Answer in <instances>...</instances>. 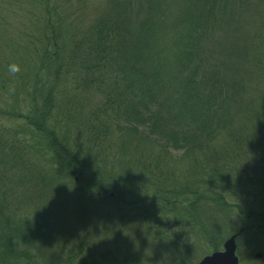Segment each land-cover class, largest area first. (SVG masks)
Returning <instances> with one entry per match:
<instances>
[{"label":"trees","instance_id":"obj_1","mask_svg":"<svg viewBox=\"0 0 264 264\" xmlns=\"http://www.w3.org/2000/svg\"><path fill=\"white\" fill-rule=\"evenodd\" d=\"M174 4L169 75L144 53L159 0H0V264H121L141 237L193 264L264 234V0Z\"/></svg>","mask_w":264,"mask_h":264},{"label":"rangeland","instance_id":"obj_2","mask_svg":"<svg viewBox=\"0 0 264 264\" xmlns=\"http://www.w3.org/2000/svg\"><path fill=\"white\" fill-rule=\"evenodd\" d=\"M178 0H159L161 6V11L163 12L162 19H165L166 29L162 32L160 39H155L151 46L149 47V52L146 53V59L149 62L150 67H153L154 64L162 66L161 70L166 71L169 75L175 73L176 65L174 54L182 48V31H180V25L182 20L187 16L185 15V8L177 7L174 3ZM180 3V2H179ZM175 52V53H174ZM12 103V102H8ZM1 124L6 126H12L16 122H12L11 125L8 121H4ZM73 186V185H72ZM242 201L245 206H242L243 209H246L247 199L242 197ZM232 229L233 231H238L244 226V222L238 217L232 218ZM227 236V235H226ZM231 235L223 238V242L228 239ZM140 239L132 238L128 242L127 249H124V243L121 241L119 244L123 249L119 248V254L121 255V264H173L171 256H167L163 253H160L156 248V245L153 243H148ZM236 247H239L240 251L236 250V255L239 257V264H260L258 261H261V264H264V234L258 233L256 231H251L246 238L236 239ZM222 249V248H221ZM163 250V249H162ZM164 251V250H163ZM260 254V257L256 258L255 255ZM253 256L255 261H249L248 258ZM192 258H196L195 254ZM191 258V259H192ZM203 257L199 258L200 260ZM183 264H190L191 259ZM184 260V259H183ZM194 259L193 264H198L200 261Z\"/></svg>","mask_w":264,"mask_h":264},{"label":"water","instance_id":"obj_3","mask_svg":"<svg viewBox=\"0 0 264 264\" xmlns=\"http://www.w3.org/2000/svg\"><path fill=\"white\" fill-rule=\"evenodd\" d=\"M237 235L228 238L222 247L221 251L214 252L202 258L198 264H238V258L235 255ZM260 257V254L255 256Z\"/></svg>","mask_w":264,"mask_h":264},{"label":"clouds","instance_id":"obj_4","mask_svg":"<svg viewBox=\"0 0 264 264\" xmlns=\"http://www.w3.org/2000/svg\"><path fill=\"white\" fill-rule=\"evenodd\" d=\"M9 71H10L11 73H16L17 71H19V67H18V65H16V64H12V65H10V66H9Z\"/></svg>","mask_w":264,"mask_h":264}]
</instances>
